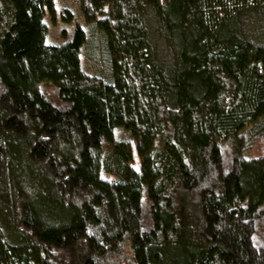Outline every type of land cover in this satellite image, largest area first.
Masks as SVG:
<instances>
[{"label":"trees","instance_id":"trees-1","mask_svg":"<svg viewBox=\"0 0 264 264\" xmlns=\"http://www.w3.org/2000/svg\"><path fill=\"white\" fill-rule=\"evenodd\" d=\"M58 1L0 0V264H264V0Z\"/></svg>","mask_w":264,"mask_h":264},{"label":"rangeland","instance_id":"rangeland-1","mask_svg":"<svg viewBox=\"0 0 264 264\" xmlns=\"http://www.w3.org/2000/svg\"><path fill=\"white\" fill-rule=\"evenodd\" d=\"M60 6H62V5L60 4V2L58 0H56V9H57V11L59 10ZM76 17H77V20H78V16H76Z\"/></svg>","mask_w":264,"mask_h":264}]
</instances>
